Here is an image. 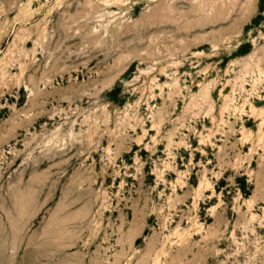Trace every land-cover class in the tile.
I'll return each mask as SVG.
<instances>
[{"label": "rangeland", "instance_id": "1", "mask_svg": "<svg viewBox=\"0 0 264 264\" xmlns=\"http://www.w3.org/2000/svg\"><path fill=\"white\" fill-rule=\"evenodd\" d=\"M0 264H264V0H0Z\"/></svg>", "mask_w": 264, "mask_h": 264}]
</instances>
